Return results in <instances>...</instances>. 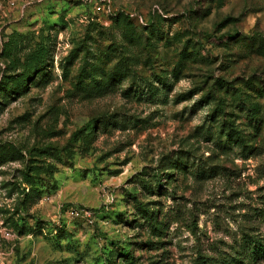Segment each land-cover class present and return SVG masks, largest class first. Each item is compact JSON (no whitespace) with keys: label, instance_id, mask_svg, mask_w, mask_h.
<instances>
[{"label":"rangeland","instance_id":"rangeland-1","mask_svg":"<svg viewBox=\"0 0 264 264\" xmlns=\"http://www.w3.org/2000/svg\"><path fill=\"white\" fill-rule=\"evenodd\" d=\"M0 150V264H264V0H0Z\"/></svg>","mask_w":264,"mask_h":264},{"label":"trees","instance_id":"trees-1","mask_svg":"<svg viewBox=\"0 0 264 264\" xmlns=\"http://www.w3.org/2000/svg\"><path fill=\"white\" fill-rule=\"evenodd\" d=\"M7 154H8V152L0 150V163L4 162L8 158ZM9 156H12V155H9ZM28 192H29V188H28ZM246 246H247V251H248V255L250 257V260L256 259V258L264 255V245H262L260 242L250 240L249 242H247ZM224 264H234V263H228L227 262Z\"/></svg>","mask_w":264,"mask_h":264},{"label":"built area","instance_id":"built-area-1","mask_svg":"<svg viewBox=\"0 0 264 264\" xmlns=\"http://www.w3.org/2000/svg\"><path fill=\"white\" fill-rule=\"evenodd\" d=\"M66 214L69 218L85 217L89 219L91 217V214L88 210L76 207L68 208L66 210Z\"/></svg>","mask_w":264,"mask_h":264}]
</instances>
